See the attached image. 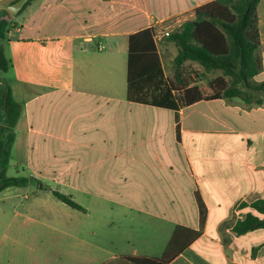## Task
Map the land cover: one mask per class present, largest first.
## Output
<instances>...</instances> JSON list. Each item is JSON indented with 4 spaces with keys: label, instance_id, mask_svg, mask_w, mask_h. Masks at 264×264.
Segmentation results:
<instances>
[{
    "label": "crops",
    "instance_id": "0c3cea01",
    "mask_svg": "<svg viewBox=\"0 0 264 264\" xmlns=\"http://www.w3.org/2000/svg\"><path fill=\"white\" fill-rule=\"evenodd\" d=\"M212 1L33 0L1 16L11 68L0 85L22 106L9 170L29 169L35 182L0 192V264L160 259L178 228L201 236L170 264H240L236 244L219 238L259 236H237L233 226L255 212L240 204L264 200V93L254 95L259 104L223 98L180 110L127 97L130 36L169 19L193 21ZM260 7L264 0L257 83ZM55 190L85 213L54 212ZM76 194L100 210L91 213Z\"/></svg>",
    "mask_w": 264,
    "mask_h": 264
},
{
    "label": "trees",
    "instance_id": "16d2710c",
    "mask_svg": "<svg viewBox=\"0 0 264 264\" xmlns=\"http://www.w3.org/2000/svg\"><path fill=\"white\" fill-rule=\"evenodd\" d=\"M32 1L28 0L23 10ZM260 3L261 0H215L198 7L195 20L185 22L167 38L179 48L175 58L178 70L173 80L165 78L153 29L132 34L129 38L128 100L174 110L187 108L200 101L223 98H238L247 104L263 103L261 100L254 101L255 94L264 93V82H254V78L263 71L258 53L261 46ZM4 14L10 16L7 11ZM8 27V21H0V41L6 39ZM186 62L197 63L207 73L219 72L220 76L208 85H196L190 74L180 70ZM10 68L5 46L0 43V71L6 73ZM21 116L22 106L15 100L10 86L1 84L0 192L11 187H26L35 182L34 178L8 176L16 128ZM54 196L72 209L85 211L71 196L58 191H54ZM244 207H251L255 212L247 213L244 219L235 223L233 232L237 236L264 229V200L240 204V208ZM200 209L201 223L204 224L205 206L201 201ZM200 236L199 232L178 228L160 259H126L133 264H170Z\"/></svg>",
    "mask_w": 264,
    "mask_h": 264
},
{
    "label": "rangeland",
    "instance_id": "374dc122",
    "mask_svg": "<svg viewBox=\"0 0 264 264\" xmlns=\"http://www.w3.org/2000/svg\"><path fill=\"white\" fill-rule=\"evenodd\" d=\"M16 0L10 1H0V18L3 16L4 12L7 11L6 7L15 3ZM262 6V5H261ZM10 15V14H9ZM11 17V15L9 16ZM260 17L264 18V9L260 7ZM262 31L263 28H262ZM159 48L162 51V58L164 62V75L167 80H173L175 74L178 70V66L175 62V58L179 53V48L172 42H169L167 39L163 40L159 44ZM183 72L190 74L191 79L193 80L194 84L199 86L208 85L210 81L220 76L219 72H211L207 73L203 68H201L197 63L193 62H186L181 69ZM1 72V71H0ZM194 73V75H192ZM30 175L29 169H26L25 172H21L19 176L28 177ZM8 176L10 177H17V172L15 167L9 170ZM61 193L62 190H55ZM51 200H54L53 204H49V207L54 205L55 211L57 214H71V215H82L85 213L84 211H78L72 209L71 207L67 206L60 200L55 197H51ZM76 201L83 203L85 207L89 208L91 213L98 212L100 210V206L95 205L94 203L90 202L88 197L82 194H76ZM234 222V221H232ZM231 222V223H232ZM226 234V233H225ZM259 236H250V237H243L240 240H236L235 242L231 239V235L229 236H220L219 241L223 243V241H227L229 243H235V248L239 249V260L240 264H252V260L255 259L257 264H264V247H262L257 253L255 254L254 248L257 246H261L264 243V229L258 231ZM226 242V243H227ZM225 244V242H224ZM225 248V246H224ZM256 264V263H255Z\"/></svg>",
    "mask_w": 264,
    "mask_h": 264
},
{
    "label": "built area",
    "instance_id": "2783aa9c",
    "mask_svg": "<svg viewBox=\"0 0 264 264\" xmlns=\"http://www.w3.org/2000/svg\"><path fill=\"white\" fill-rule=\"evenodd\" d=\"M182 27V22L176 19H169L161 24L155 25L152 29L154 31V42L160 44L163 40L169 38L175 31ZM98 50H103V44L97 45Z\"/></svg>",
    "mask_w": 264,
    "mask_h": 264
},
{
    "label": "water",
    "instance_id": "95a60500",
    "mask_svg": "<svg viewBox=\"0 0 264 264\" xmlns=\"http://www.w3.org/2000/svg\"><path fill=\"white\" fill-rule=\"evenodd\" d=\"M27 2L28 0H18L15 3L7 6L6 10L10 15L15 16L23 10Z\"/></svg>",
    "mask_w": 264,
    "mask_h": 264
}]
</instances>
